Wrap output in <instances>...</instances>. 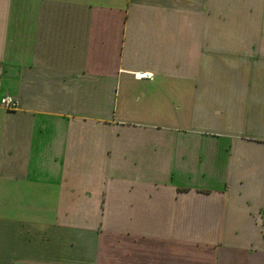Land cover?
Here are the masks:
<instances>
[{
    "label": "crops",
    "instance_id": "crops-1",
    "mask_svg": "<svg viewBox=\"0 0 264 264\" xmlns=\"http://www.w3.org/2000/svg\"><path fill=\"white\" fill-rule=\"evenodd\" d=\"M3 94L0 264H264V0H0Z\"/></svg>",
    "mask_w": 264,
    "mask_h": 264
},
{
    "label": "built area",
    "instance_id": "built-area-1",
    "mask_svg": "<svg viewBox=\"0 0 264 264\" xmlns=\"http://www.w3.org/2000/svg\"><path fill=\"white\" fill-rule=\"evenodd\" d=\"M144 77H148V74H143ZM0 106L6 110H14L17 106L16 98L11 94L0 95Z\"/></svg>",
    "mask_w": 264,
    "mask_h": 264
}]
</instances>
